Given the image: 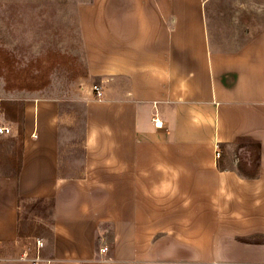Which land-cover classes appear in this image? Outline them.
<instances>
[{
	"label": "crops",
	"instance_id": "crops-1",
	"mask_svg": "<svg viewBox=\"0 0 264 264\" xmlns=\"http://www.w3.org/2000/svg\"><path fill=\"white\" fill-rule=\"evenodd\" d=\"M215 2L94 0L82 97L0 103V264H264V22Z\"/></svg>",
	"mask_w": 264,
	"mask_h": 264
},
{
	"label": "rangeland",
	"instance_id": "rangeland-1",
	"mask_svg": "<svg viewBox=\"0 0 264 264\" xmlns=\"http://www.w3.org/2000/svg\"><path fill=\"white\" fill-rule=\"evenodd\" d=\"M93 1L0 0V103L82 97L87 69L79 12ZM215 1L240 8L234 12L246 19L243 28L264 22V0Z\"/></svg>",
	"mask_w": 264,
	"mask_h": 264
},
{
	"label": "built area",
	"instance_id": "built-area-1",
	"mask_svg": "<svg viewBox=\"0 0 264 264\" xmlns=\"http://www.w3.org/2000/svg\"><path fill=\"white\" fill-rule=\"evenodd\" d=\"M93 91L95 92L97 98H100L101 97L102 92H101L100 88L94 86L93 87ZM152 122H153L154 127H156V128L162 127V122L159 121V119H158V117H157L156 114H154V116L152 118ZM0 134L1 135L2 134H5V135L7 134L8 135V134H10V129L7 128V127H0ZM215 156H216V158L219 157V152L218 151H216ZM36 246L38 248H41L43 246L42 241L37 240L36 241ZM36 264H38V263H36Z\"/></svg>",
	"mask_w": 264,
	"mask_h": 264
}]
</instances>
